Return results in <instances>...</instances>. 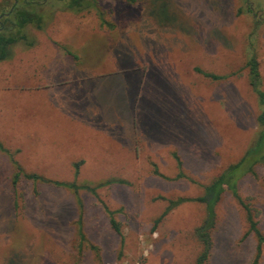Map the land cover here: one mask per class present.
Wrapping results in <instances>:
<instances>
[{"label":"rangeland","instance_id":"obj_1","mask_svg":"<svg viewBox=\"0 0 264 264\" xmlns=\"http://www.w3.org/2000/svg\"><path fill=\"white\" fill-rule=\"evenodd\" d=\"M98 6L102 15L57 10L45 29L29 26L36 44L16 45L13 58L0 62V141L29 172L71 181L82 161L80 182L128 183L97 195L81 190V209L70 190L48 183L24 180L15 195L13 165L0 152V264H195L205 204L188 201L155 219L169 200L200 196L258 136L246 64L253 48L264 89V0ZM239 192L264 233V165L240 180ZM105 205L116 211L122 236ZM81 211L101 260L77 252ZM213 240L208 264H252L257 241L229 191L216 206Z\"/></svg>","mask_w":264,"mask_h":264},{"label":"trees","instance_id":"obj_2","mask_svg":"<svg viewBox=\"0 0 264 264\" xmlns=\"http://www.w3.org/2000/svg\"><path fill=\"white\" fill-rule=\"evenodd\" d=\"M134 2L135 0H128ZM99 0H0V62L13 58L16 45L23 44L32 47L36 44V39L28 31L29 26L37 29H45L48 23L53 20L57 10L71 11L74 13H83L90 9H97L100 15L102 12L98 6ZM262 18L256 19V27L261 23ZM102 24L106 23L105 18L101 17ZM248 77L252 90L257 96L259 114L257 122L260 127L258 136L254 143L247 149L242 158L228 165L216 178L210 183L203 186V193L195 198L178 197L168 202L166 209L155 219V225L159 224L165 216L179 205L188 201H197L205 204L206 216L203 222L196 227L195 236L201 246V250L196 258L195 264H208L212 255L214 240L213 230L216 224V206L220 201L222 194L229 191L242 207L245 213V219L248 227V233L252 234L257 241L256 252L252 264H259L262 249L264 247V233L259 226V221L254 212V208L241 196L239 192L240 180L249 173H254L257 165H264V89L262 87V75L260 71V63L256 52L251 49L248 59ZM205 76L214 80L222 79L224 76L211 72L199 70ZM0 152L5 154L13 165V173L11 175V185L16 195L19 184L24 180H30L33 183H48L54 187H62L70 190L80 207L82 201L79 196L81 190H87L94 195L98 194V190L112 186L114 184H127L128 181L120 177H109L97 182L78 180L80 166L82 161L74 163V179L71 181L52 179L36 172L26 171L15 157V152L7 148L0 141ZM174 157L178 166L177 177H184L182 170V160L180 156L174 152ZM153 172L159 176L163 174L159 168L154 165ZM108 214L112 228L122 236L121 224L116 219V211L104 206ZM77 235V252L83 254L85 250H91L97 260H101V251L98 245L89 240L81 211L76 221ZM123 247V237H122ZM121 247V248H122ZM122 253V249L120 250Z\"/></svg>","mask_w":264,"mask_h":264}]
</instances>
